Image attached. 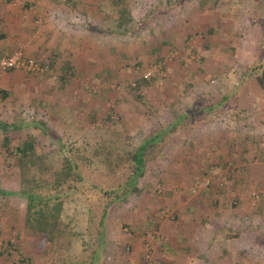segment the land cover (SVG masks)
Instances as JSON below:
<instances>
[{
	"label": "rangeland",
	"instance_id": "1",
	"mask_svg": "<svg viewBox=\"0 0 264 264\" xmlns=\"http://www.w3.org/2000/svg\"><path fill=\"white\" fill-rule=\"evenodd\" d=\"M78 1L84 9L92 0ZM116 1L128 15L85 24V37H78L83 16L77 13L74 31L64 36L40 38L41 27L52 30L62 25L58 20H39L32 29L17 23L12 48L0 34V54L21 50L47 67L40 74L19 68L0 73V120L24 124L11 136L33 133L39 152L50 154L62 142L93 143L101 136L108 144L139 143L185 109L231 93L264 54V0ZM37 43L44 44L40 56ZM241 85L216 114L188 115L171 130L140 192L109 209L101 244L96 225L86 246L77 235L71 244L62 236L54 248L28 228L16 160L0 129V189L7 192L0 196V264H87L93 256L97 264H150L149 255L156 264L155 244L167 241L163 226L179 219L199 234L195 239L204 233V263L264 264V89L254 78ZM210 240L229 242V254L222 257L217 243L207 247ZM201 250L162 264H200Z\"/></svg>",
	"mask_w": 264,
	"mask_h": 264
},
{
	"label": "trees",
	"instance_id": "2",
	"mask_svg": "<svg viewBox=\"0 0 264 264\" xmlns=\"http://www.w3.org/2000/svg\"><path fill=\"white\" fill-rule=\"evenodd\" d=\"M251 78L264 89V54L240 74V83L231 93L223 94L217 102L185 109L165 127L149 132L139 143L128 141L123 146L108 144L101 140V136L93 143L62 142L55 154L40 153L37 135L28 133L25 138H18L9 134L11 129H19L24 124L0 120L3 145L7 151L13 152L20 175L19 194L26 199V225L44 234L53 248L57 247L62 236H68L69 244L74 236H79L81 244L86 246L94 239L95 232L96 244H101L109 209L140 192V181L161 154L171 130L188 115L196 118L216 114L231 97L238 95L241 82ZM232 116L237 117V114ZM34 127L39 129L42 126L35 124ZM94 174L97 177L92 178ZM6 194L0 189V196ZM93 225L97 226L95 232ZM96 257L93 256L87 264H97ZM97 260L102 264L101 259Z\"/></svg>",
	"mask_w": 264,
	"mask_h": 264
},
{
	"label": "crops",
	"instance_id": "3",
	"mask_svg": "<svg viewBox=\"0 0 264 264\" xmlns=\"http://www.w3.org/2000/svg\"><path fill=\"white\" fill-rule=\"evenodd\" d=\"M124 3V0H120ZM170 1V0H167ZM17 2V7H14L13 3ZM23 4V0H6L4 3L0 4L1 12H0V19L2 27L0 28V34L3 36L4 44L7 48H12L13 46L17 45V23L19 24H29V28L32 27L35 23L39 20L42 22L53 21L57 22L60 21L61 24H57V26L53 25V29L43 28L40 29V38L41 39H52L56 38L54 32H60L62 36L64 34H69L70 32L74 31L71 26H74L71 23H76L74 15L77 13L83 16V29L77 26V32H81L78 37H85L86 32V25L88 23H100L102 17L109 18V22H118L119 21V14H126L128 15V10L123 9L118 11L117 1L116 0H92L88 2L89 4H83V8L81 9L77 3L78 0H36L35 2L26 1ZM25 10H21L19 8H23ZM87 7V8H86ZM126 7V5H125ZM30 8V9H28ZM93 8V10H91ZM96 9V10H95ZM22 11V12H21ZM87 12V13H86ZM119 12V14H118ZM75 13V14H74ZM131 14V13H130ZM71 16V17H70ZM99 16V17H98ZM130 17V16H128ZM65 22V23H64ZM56 24V23H55ZM35 28V27H32ZM31 28V29H32ZM119 30H114L113 33L117 34ZM110 33V32H109ZM112 33V32H111ZM121 33V32H120ZM124 33V32H122ZM39 37V36H38ZM41 44H36V48L34 49L35 55L40 56V49L42 50ZM41 47V48H39ZM40 52V53H39ZM5 87V86H4ZM181 220L174 224V225H167L164 227L166 232V243L161 246L155 244V263L162 264V261H168V263H172L176 258L180 260V256L182 257L181 253L191 254L190 256L197 255V251L201 250L200 252V259L201 257H206L207 251L205 250L203 244L205 243V235L202 234V239L196 238V235H192V233L182 225ZM195 234V233H194ZM216 237V231L214 232ZM199 235V234H198ZM213 236V235H212ZM213 236V239L215 238ZM210 240L206 246L209 247L215 246L217 243L220 246V252L222 257L226 254H229V242L223 243L215 240L216 243L211 242ZM201 246V248H199ZM114 247H117L114 245ZM199 248V249H198ZM206 252V253H205ZM202 254V255H201ZM189 256V255H188ZM195 257V256H193ZM119 258V259H118ZM118 262L120 261V257L118 256ZM115 259V261H116ZM199 259V258H198ZM199 259V260H200ZM200 260V264H206ZM214 260V259H213ZM215 261V260H214ZM104 264V263H103ZM115 264V263H114Z\"/></svg>",
	"mask_w": 264,
	"mask_h": 264
},
{
	"label": "built area",
	"instance_id": "4",
	"mask_svg": "<svg viewBox=\"0 0 264 264\" xmlns=\"http://www.w3.org/2000/svg\"><path fill=\"white\" fill-rule=\"evenodd\" d=\"M18 68L25 69L32 74H40L44 72L47 67L38 62L37 59L25 56L21 50L0 54V73ZM150 73L151 72H149L147 76H149ZM147 257L150 264H152L150 255Z\"/></svg>",
	"mask_w": 264,
	"mask_h": 264
}]
</instances>
